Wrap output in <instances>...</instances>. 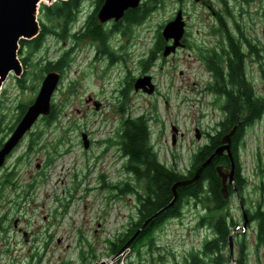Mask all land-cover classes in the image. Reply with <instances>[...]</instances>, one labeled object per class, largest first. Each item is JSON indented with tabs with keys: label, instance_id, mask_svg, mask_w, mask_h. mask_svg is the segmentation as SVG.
<instances>
[{
	"label": "rangeland",
	"instance_id": "1",
	"mask_svg": "<svg viewBox=\"0 0 264 264\" xmlns=\"http://www.w3.org/2000/svg\"><path fill=\"white\" fill-rule=\"evenodd\" d=\"M98 1L80 0L81 13L65 27L52 24L56 20L51 16L46 18L48 11L43 10L44 5L57 3L54 6H60L62 1L41 0L37 16L41 28L46 29L41 45L35 51L27 46L18 51L25 72L21 77L11 73L0 93L1 145L18 123L20 106H28L36 98L48 74L44 71L46 65L74 45L70 31L74 32L87 22L91 12L97 9ZM211 1L217 11L222 12L232 36L243 40L244 51L250 52L246 39L259 51L247 57V76L256 92L264 96V0ZM178 9L177 0H169L150 11L141 23L125 20L126 32L133 35L132 41L127 36L128 46H136L135 52L130 51L132 55L127 58L131 74L120 65L107 67V61L93 63L94 51L88 46L73 54L75 60L53 96V104L58 106L54 118L39 119L7 157L0 172V264H95L116 255L112 243L120 242L129 218L132 214L135 216L134 194H143L144 181L136 183L134 175L119 172V165H110L107 160L92 162L85 159V155L99 154L98 141L104 140L119 122L122 123L126 109L131 118L146 114L153 119L152 144L162 163L180 173L189 170L192 154L208 142L207 134L223 117L219 105L224 104L225 96L219 100L216 94L205 91L213 78L204 63H192L189 51L179 49L167 62L160 60L153 68L154 93L135 92L132 87L128 89V99L121 94L127 87L126 79L140 76V66L134 62L148 55L162 26ZM186 9L193 39L207 49L217 48L223 31L217 34L212 31V27H219L214 16L189 4ZM94 101L101 102L99 110ZM174 127L178 130L175 140ZM66 129L70 131L66 133ZM81 132H87L93 140L94 147L89 152L78 147L81 146ZM61 140L70 144L56 145ZM43 143L50 152L54 149L63 151L71 145L75 149L46 168L47 151L42 150L45 148ZM239 154L243 174L248 178L244 197L248 200L245 208L249 222L245 230L243 226L235 230L233 256L228 247L221 255L227 264H237L243 256L246 264H264V244L258 239V223L250 218L256 212L258 202L264 199V117L246 130ZM43 174L47 179L33 188L32 184L43 180ZM75 174L79 181L73 186ZM120 189L126 195L119 196ZM56 198L63 202L62 208ZM229 200L230 214L238 224L244 225L238 197L231 195ZM205 215L204 205L190 195L186 197L180 216L170 219L155 235L153 246L161 250L154 256L169 250L168 260L170 264H176L190 252L197 253L215 234L214 230L202 225ZM15 221L18 222L16 228ZM53 222L55 224L51 225ZM46 232L53 236L48 252L45 251ZM150 239L151 236H145L136 246ZM153 258L145 251L138 257L132 248L123 264H131L130 261L138 264V259L140 263L152 264ZM158 258L156 264H167L160 254Z\"/></svg>",
	"mask_w": 264,
	"mask_h": 264
},
{
	"label": "trees",
	"instance_id": "2",
	"mask_svg": "<svg viewBox=\"0 0 264 264\" xmlns=\"http://www.w3.org/2000/svg\"><path fill=\"white\" fill-rule=\"evenodd\" d=\"M103 1L100 0V5ZM152 1L153 4H150ZM157 1L160 0H148L142 4V7L128 10L125 14V20L132 23L145 20L150 11L154 10V4ZM79 2L80 0L62 1L60 6H54L56 3L53 5L54 7L44 5L43 10L48 11L45 17L51 16L56 20L52 24L58 23L66 27L71 21L75 20L80 10ZM90 23L94 27L91 32H88L91 35L90 37L93 36L95 38L96 35L105 34L102 26L96 20V15L91 17ZM45 31L46 29H43L41 36L39 35L38 38L31 41L22 40L21 42L29 45L31 49H37L41 45L40 41ZM59 33L61 35L65 34V32ZM224 34L227 40L222 41L221 51H202L207 67L213 72L216 80V91L219 97L225 96V102L222 106L223 117L214 128V134H207L208 142L199 146L192 154L190 168L186 173L177 172L172 167L168 168L160 161L152 144L150 125L144 119V116L135 118L129 116L126 121H123L121 128V131L123 130L125 133V151L129 159L128 171L132 172L138 179L146 178L148 180L146 190L150 197L145 199L141 210L142 219L148 218L149 220L153 215H157L156 213L166 209L162 214L157 215L153 220L146 223L145 227L141 229L142 233L151 227L152 224L167 217L170 211L171 213L175 211L174 216L179 215L182 209V202L189 195L205 206L207 212L202 217V225L207 224L210 226L214 230L215 238L207 240L201 253L193 257V262L196 264H227V260H224L221 254L224 249L229 248L230 236L239 223L229 211V199L231 195L236 194V191L233 185H230V197L225 199L222 193V179L217 172L219 164H228L232 167L227 150H223L224 146L221 138L224 134L230 132L234 126L238 125L237 132L232 138L230 149L235 162L233 177L245 204L248 200L246 201L244 197V189L248 184V178L242 171L239 148L244 143L246 130L264 117V96H260L256 92L255 86L246 76V54L242 47L244 42L242 39L237 40L233 37L229 30H225ZM245 42L249 44L250 50H255V47L248 39ZM156 47L157 49L153 51V55L158 53V51H162V40L157 42ZM71 60L72 53L67 51L59 58V61L49 63L46 66L47 69L44 68V71L55 70L64 74ZM128 83L127 87H125L126 91L132 87L130 81ZM27 107V105L20 106V118ZM57 107V105H53L51 115L43 119H53ZM211 159L213 160L211 161ZM196 177H198L196 181L183 185L189 181L188 179L193 180ZM250 218L257 221L258 239L261 244H264V199L258 202L256 212ZM140 226L141 223L137 225V227ZM234 236L236 239L235 234ZM122 247L118 243H112L113 253L117 254L122 251ZM237 264H246V261L241 258L237 260Z\"/></svg>",
	"mask_w": 264,
	"mask_h": 264
},
{
	"label": "flooded vegetation",
	"instance_id": "3",
	"mask_svg": "<svg viewBox=\"0 0 264 264\" xmlns=\"http://www.w3.org/2000/svg\"><path fill=\"white\" fill-rule=\"evenodd\" d=\"M165 1H169V0H163V2L159 1L158 4L156 5V8H159L161 4L164 3ZM177 3L179 6V10L180 9L183 10L185 18L189 15L188 10L186 9V4L199 7L201 9L206 10L210 14H212L214 18L216 19V22H218L219 24V27H212V31H215L216 34L219 33L223 27L228 29V27L225 26L222 12L217 11V8L214 6L211 0H177ZM214 11L216 14L213 13ZM95 14H96V10L91 12V14L88 16L87 22H85L79 28L74 30L73 36H71L74 42V45L71 48H69V51L72 54H74L77 51H79V49H82L81 47L88 46L89 48H91V50L94 51L93 56H92V59L94 60L93 63H100L103 61H107V67L120 65L125 70H127L129 74H131V71L129 70V64H128L127 58H128V55H132L130 51H132L133 53L135 52L134 48L136 46L135 44H132L133 49L128 46L129 42H128L127 36L130 39L129 41H132L133 35H129L124 28V25L126 24L125 18L119 22L109 21L104 24L99 23V25L102 26V29L105 32V34L103 33L101 35H96V37L93 38V36L90 37L91 35L88 34V32L89 31L91 32L94 29L92 23H90V19L92 16L94 17ZM142 21L143 20H140L138 23H141ZM121 31H123V33ZM157 35H159V37L156 42H158L160 39L162 40L163 50L167 44L173 43V40L172 39L167 40L164 37L162 32H159V34ZM182 42H183L184 49L189 51V57L193 59L192 63H194L195 61H199L203 63V60L200 56L202 54V51L207 48L202 46L200 43L196 42L193 39L192 33L190 32V22L187 18H186V30H185V34L182 39ZM221 44H222V41L219 42L220 51H221ZM23 46H27L26 43L21 44L20 50L23 49ZM155 49H157L156 45H155ZM154 50H150V52L145 58H141L139 61L134 62L140 66V72H141L140 76L151 74L152 77H154L152 70L150 69L151 66L156 67V65L158 64L160 60H164L166 62L168 61L169 57H164L163 51H162V55H160L159 53H155L153 55ZM59 57H57L55 60H50V61H56L59 59ZM24 60L25 58L23 57V61ZM142 60H144V63L141 66L140 62ZM142 67L144 68V70L142 69ZM48 71H51V70H48ZM131 80L133 81V84H134L133 78ZM125 82L128 84L127 79L125 80ZM209 92L213 93L211 91ZM121 94L126 95L125 89L121 91ZM125 121H126V116H125ZM119 126H121L120 122L118 124V127L115 128V130H111V133H109L104 138V140L98 141V144L101 147L99 154L85 155V159L92 161V162L94 160H96V162L97 161L100 162L101 160H107L109 161L110 165H113L115 167L119 165L120 167L119 172L127 175L128 174L127 166H128L129 159L125 151V133L123 130L121 131V128H119ZM69 131L70 129H66L65 132L68 133ZM83 133L84 132H81L80 134L81 146H78V147L80 148L82 147L84 152H89L92 150L94 145L91 144L90 148L88 149L83 146L82 139H81V135ZM61 142H66L67 145L70 144L69 141L61 140ZM92 143H93V140H92ZM73 149H75V147L71 145V146H68L63 151L57 149L55 153L49 154L47 152L45 167L46 168L52 167L55 164V161L57 160V158L62 157V155L64 154L73 152L74 151ZM46 179H47L46 176L43 174V181H45ZM135 180H136L135 181L136 183L139 182L137 178ZM78 181H79L78 175L75 174L73 178V186ZM127 185H125V189H124L125 192L127 190ZM119 191H120L119 196L126 195V193L122 189H120ZM134 196H135V203L134 205H132V208L135 211V216L132 214L131 218H129V221L127 222V229L124 235L122 236V238L120 239L119 245H122L123 247H125L126 245L130 246L131 248L134 249V255H137L139 257L143 251H145L147 254H152L151 249H153V251L161 250L158 246L157 247L153 246L155 235L162 230L164 225L170 220L169 218L174 217L175 211H173L172 213L170 211L167 217H164L159 222L152 224V226L149 227L147 230L144 229L145 231L143 233L141 231L135 237L136 238L135 239L133 235L148 220V218L144 220L142 219L141 210L145 203V199H149L150 194L149 193H143V195L134 194ZM56 201L59 207L62 208L63 202L58 198H56ZM125 207H127V205H125ZM60 215H63V213L61 212ZM2 221H3V218H2ZM139 223H141V226L137 227ZM54 224L55 223L53 222L51 225H54ZM17 225H18V222L15 221L14 227L16 228ZM46 233L48 234V241L46 242V245H45V251L48 252L49 246L53 242V236L49 234V232H46ZM145 236H151V239L148 242H144L136 246V243L139 242L141 239H143ZM58 242L61 243L60 240H58ZM159 254L161 256V260H165L169 258L170 251L167 250V253H164V254L159 253ZM153 263H156V261H154V258H153ZM180 263L183 264V261H180ZM138 264H144V263H140L138 259ZM167 264H170V262L167 261Z\"/></svg>",
	"mask_w": 264,
	"mask_h": 264
},
{
	"label": "water",
	"instance_id": "4",
	"mask_svg": "<svg viewBox=\"0 0 264 264\" xmlns=\"http://www.w3.org/2000/svg\"><path fill=\"white\" fill-rule=\"evenodd\" d=\"M48 2H54L57 0H47ZM70 1V0H61ZM41 0H0V92L3 83L6 81L11 73L17 76L23 74V63L19 58V44L21 40H31L38 36L40 33V23L38 21V7ZM142 0H104L98 13L97 20L99 23H106L114 20L116 22L124 18L126 12L130 9H136L139 7ZM185 33V21L183 17V11L179 10L175 19L171 20L163 30V34L167 40L170 38L175 40L172 46H166L164 56H168L175 52L176 49L181 46V39ZM61 75L58 72H50L44 78L38 95L32 104L29 105L27 111L23 115L22 119L18 123L17 127L11 134L10 138L4 143L0 149V169L4 165L7 156L18 145L25 134L34 126L37 120L42 116H48L52 112V98L60 82ZM151 77L146 76L139 78L135 83V91L143 89L152 94L155 90V86L150 83ZM148 87V88H147ZM96 109L99 110L101 103L96 101ZM235 126L229 133L223 135L221 142L223 144V150H227L229 158L231 160L232 167L228 169L224 165L217 166V172L222 179V193L225 198L229 196V186L233 185L236 193L238 187L236 185L234 175L235 162L232 155L230 145L232 138L237 132ZM176 130V129H175ZM200 138V135L197 134ZM84 144L89 147V139L86 133L83 134ZM213 159H211L212 161ZM198 179L196 177L193 180L188 179L183 185L194 182ZM241 208L243 210L244 226L249 222L248 212L245 210V205L240 200ZM174 205V204H173ZM166 209L156 213L162 214ZM157 215H153L143 226L136 232L134 238L142 231L146 223L150 222ZM233 234L230 236V251L233 256ZM96 264H107L105 261L98 262Z\"/></svg>",
	"mask_w": 264,
	"mask_h": 264
},
{
	"label": "bare ground",
	"instance_id": "5",
	"mask_svg": "<svg viewBox=\"0 0 264 264\" xmlns=\"http://www.w3.org/2000/svg\"><path fill=\"white\" fill-rule=\"evenodd\" d=\"M108 264H113V261H109V260H107L106 261Z\"/></svg>",
	"mask_w": 264,
	"mask_h": 264
}]
</instances>
